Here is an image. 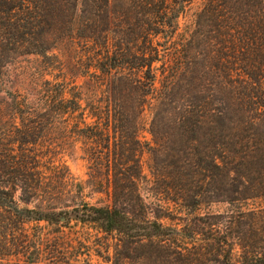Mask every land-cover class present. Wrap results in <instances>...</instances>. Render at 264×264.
Segmentation results:
<instances>
[{
	"label": "trees",
	"instance_id": "obj_1",
	"mask_svg": "<svg viewBox=\"0 0 264 264\" xmlns=\"http://www.w3.org/2000/svg\"><path fill=\"white\" fill-rule=\"evenodd\" d=\"M194 2L0 0V122L11 124L0 131V219L10 234L64 213L116 241L113 264H264V206L249 203L264 197V0H205L182 26ZM24 55L37 56L38 86L5 90ZM66 67L89 76L86 91ZM148 108L152 179L140 157ZM79 140L89 182L111 204L79 194L63 212L69 187L82 186L51 156ZM18 194L40 203L21 207ZM214 203L227 207L201 212ZM3 243L0 256L40 252L21 237Z\"/></svg>",
	"mask_w": 264,
	"mask_h": 264
},
{
	"label": "rangeland",
	"instance_id": "obj_2",
	"mask_svg": "<svg viewBox=\"0 0 264 264\" xmlns=\"http://www.w3.org/2000/svg\"><path fill=\"white\" fill-rule=\"evenodd\" d=\"M205 0H195L192 5V9L188 16L181 19L182 26L185 25V22H188L193 16V14L201 8ZM37 56L34 55H24L19 56L12 60L9 67L6 69L3 76L2 87L5 90L15 91L19 88L20 91L26 93V90L29 92L33 91L35 87L38 86L33 79V72L36 66ZM65 60V57L63 58ZM66 71L67 77L72 80L75 84L82 86L83 90L86 91L90 78L89 76H82L78 74L75 70L70 69L69 67L64 68ZM50 77L49 75L47 76ZM88 120L87 122H91ZM75 122H70L68 124H62L60 126H67L71 128ZM150 124H151V111L148 108L141 120L140 123V133L139 137L144 142V149L140 153L142 165L145 173L148 175V178L152 179L151 175V166L153 164L152 154L149 149V144H153V136L150 133ZM17 127L25 128L33 126L32 124L22 123L17 121ZM11 124H5L4 121L0 122V131L4 127H10ZM80 126H84V123H81ZM63 134V133H62ZM60 136V132H54L48 134V137ZM82 141H77L73 147L66 146L65 149L58 151V153L51 156V163L53 164H64L68 166L72 176L75 179V182L81 183L82 188L74 189L72 186L69 187L68 195L61 201H59L58 210H70L74 202H79V194L83 196L84 200L97 205H108L111 204V199L104 192H99L94 189L93 185L89 182V161L85 157L83 151ZM143 193L145 196H148L149 200L154 199V195L149 191L147 183L142 185ZM18 203L21 207L29 206L35 207L38 206L40 202L32 201L26 203L22 201L17 195ZM250 206H264V197L256 198L249 201ZM42 205V204H41ZM40 205V206H41ZM44 206V204H43ZM170 207L173 209L180 208L178 205L171 203ZM227 205L221 203H214L208 207H203L201 212L208 210L217 211L225 210ZM200 212V211H199ZM175 213V212H174ZM184 215V212L181 214ZM62 217V222L69 221L67 223L62 222H48V221H31L25 224V229L22 230V235L19 233L18 228H13L17 234H10L13 230L9 231L7 228V220L2 217L0 222L2 227H0V238H2V246H0V251L6 252L4 243L5 239L14 242L17 238L21 237L26 240V245L29 247V252L35 250V248H40L39 255L35 251L27 258L28 254L24 256L22 253H14L7 256H0V262H10V263H20L24 264L26 259L39 257L41 264H113V256L115 249V240L113 238L104 239L102 236H105V233L100 231L99 225L93 222H81L75 218H70L69 214L60 213ZM69 217V218H68ZM164 222L167 224L178 223V219H164ZM5 223V224H4ZM61 249L62 253L58 252V249ZM55 251L51 252L50 251ZM97 250H100L101 253H98ZM60 254V255H58ZM111 256V260L108 258ZM130 264V263H126Z\"/></svg>",
	"mask_w": 264,
	"mask_h": 264
}]
</instances>
